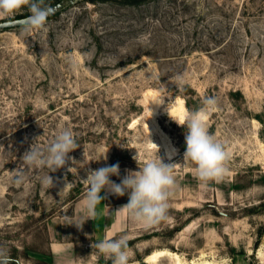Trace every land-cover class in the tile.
I'll use <instances>...</instances> for the list:
<instances>
[{
    "label": "rangeland",
    "instance_id": "374dc122",
    "mask_svg": "<svg viewBox=\"0 0 264 264\" xmlns=\"http://www.w3.org/2000/svg\"><path fill=\"white\" fill-rule=\"evenodd\" d=\"M208 96L218 101L209 132L229 160L226 176L204 185L174 119ZM64 127L79 146L72 160L53 173L30 168L16 185L24 152ZM150 140L176 164L168 219L145 228L117 212L127 194L102 192L95 219L71 225L85 215L88 171L119 163L110 179L120 183L138 170L134 156L156 155ZM125 234L131 264H264V0H72L42 29L0 30V246L14 264H111L94 245ZM160 249L168 255L145 260Z\"/></svg>",
    "mask_w": 264,
    "mask_h": 264
},
{
    "label": "clouds",
    "instance_id": "9594fccd",
    "mask_svg": "<svg viewBox=\"0 0 264 264\" xmlns=\"http://www.w3.org/2000/svg\"><path fill=\"white\" fill-rule=\"evenodd\" d=\"M25 7L28 8L29 15L20 25L25 32L42 29L47 18L56 11L55 7L46 3V0H0V17L10 18L5 21L10 24L11 17ZM174 83L179 90L183 89L184 76L177 74ZM162 97L154 103L162 104ZM217 103L214 96H208L200 109L188 112L181 120L174 119L178 125L186 126L184 161H190L194 165V174L204 185L222 180L228 171L229 153L225 145L209 132L207 124V117L216 109ZM154 145L157 149L156 155L142 162L138 160L137 155L134 156L138 170H126L120 183L110 179L112 176L120 177L119 163L89 170L87 178L83 180L87 185L83 199L85 215L81 217L80 223L71 225L82 228L87 220L95 219L97 206L106 198L101 195L102 192L117 197L127 194L128 202L117 212H125L130 220L145 228H151L167 220L169 200L176 187L174 175L176 164L165 163L159 155V147ZM78 147L76 137L68 127L59 130L45 148L33 143L29 150L24 152L20 165L12 171L14 183L24 184L26 172L30 168H47L50 170L49 173H53L65 167L67 162L72 160L69 153ZM101 158L107 160V155ZM49 173L41 180L46 189L55 187L57 183ZM94 247L97 254L109 259L111 264H131L132 251L126 234L118 238L105 237L95 243ZM0 264H14V258L4 246H0Z\"/></svg>",
    "mask_w": 264,
    "mask_h": 264
},
{
    "label": "water",
    "instance_id": "95a60500",
    "mask_svg": "<svg viewBox=\"0 0 264 264\" xmlns=\"http://www.w3.org/2000/svg\"><path fill=\"white\" fill-rule=\"evenodd\" d=\"M72 0H68V1H65V0H59L57 1L56 3L52 4L51 6L55 7L56 11L55 13L59 12L64 6H66L67 4L71 3ZM29 14L27 15H24V16H19V17H15V18H11L12 19V23L8 24V23H5L6 20L8 19H5V20H1L0 21V30H4V29H9V28H13V27H17V26H20L24 19L28 16ZM54 15V14H53ZM52 16V15H50ZM49 16V17H50ZM48 17V18H49ZM10 19V18H9ZM18 262V261H17ZM19 263V262H18Z\"/></svg>",
    "mask_w": 264,
    "mask_h": 264
},
{
    "label": "bare ground",
    "instance_id": "6f19581e",
    "mask_svg": "<svg viewBox=\"0 0 264 264\" xmlns=\"http://www.w3.org/2000/svg\"><path fill=\"white\" fill-rule=\"evenodd\" d=\"M166 254L168 255V251H166V250H164V249L155 250V251H153V252L147 254V255L145 256V260H146L147 262L152 263V262H155L156 259H157L159 256L166 255Z\"/></svg>",
    "mask_w": 264,
    "mask_h": 264
},
{
    "label": "trees",
    "instance_id": "16d2710c",
    "mask_svg": "<svg viewBox=\"0 0 264 264\" xmlns=\"http://www.w3.org/2000/svg\"><path fill=\"white\" fill-rule=\"evenodd\" d=\"M124 1L127 3L136 4V3H142L144 0H124ZM24 15H27V14H23L21 16H24Z\"/></svg>",
    "mask_w": 264,
    "mask_h": 264
}]
</instances>
